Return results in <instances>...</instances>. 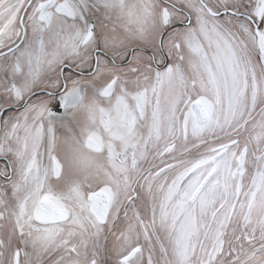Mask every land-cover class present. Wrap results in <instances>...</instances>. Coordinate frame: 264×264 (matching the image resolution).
<instances>
[{
	"label": "snow or ice",
	"instance_id": "6c2138e0",
	"mask_svg": "<svg viewBox=\"0 0 264 264\" xmlns=\"http://www.w3.org/2000/svg\"><path fill=\"white\" fill-rule=\"evenodd\" d=\"M0 264H264V0H0Z\"/></svg>",
	"mask_w": 264,
	"mask_h": 264
}]
</instances>
